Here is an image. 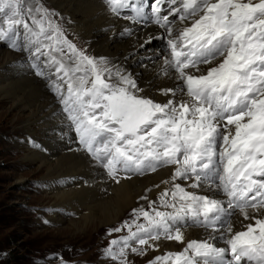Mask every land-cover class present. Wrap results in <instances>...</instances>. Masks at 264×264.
Returning a JSON list of instances; mask_svg holds the SVG:
<instances>
[{
  "label": "snow or ice",
  "instance_id": "snow-or-ice-1",
  "mask_svg": "<svg viewBox=\"0 0 264 264\" xmlns=\"http://www.w3.org/2000/svg\"><path fill=\"white\" fill-rule=\"evenodd\" d=\"M103 3L132 25L160 30L136 52L161 61L156 75L172 82L159 89L166 102L151 94L155 84L146 91L124 66L78 48L41 0H0V45L27 53L61 106L56 114L117 184L174 166L156 200L146 189L139 199L147 208L108 228L107 236L120 235L104 258L133 264L130 255L158 250L160 241L184 243L191 225L204 238L148 264H264V0ZM134 33L139 39L135 27L121 35Z\"/></svg>",
  "mask_w": 264,
  "mask_h": 264
},
{
  "label": "bare ground",
  "instance_id": "bare-ground-1",
  "mask_svg": "<svg viewBox=\"0 0 264 264\" xmlns=\"http://www.w3.org/2000/svg\"><path fill=\"white\" fill-rule=\"evenodd\" d=\"M41 2L45 7L59 13L53 19L64 23L76 36L88 42V49L92 50L89 55L106 56L124 66L128 72L133 73L139 87L146 91L149 90L150 82L155 84L156 87L151 88V94L157 102H166L167 98L160 94L159 89L172 86V82L156 75L161 61L145 60L148 56L145 50L136 52L149 33L156 34L160 31L157 26L132 25L128 20L112 15L103 0ZM44 2H48L49 6ZM129 27L139 29V39L135 33L131 36L121 35ZM65 32L66 35L70 34V31ZM72 41L78 48H83L82 41ZM157 43L159 42L147 47L154 49ZM126 57L128 58L125 59ZM6 102L10 104L8 108L0 109V123L13 117V110L17 112L11 120L14 127L12 135L3 133L2 136L6 139L20 134L7 150L21 153V167L38 163V170L43 171V196L49 198L44 204H49L46 205L48 221L57 224L67 220L65 226L52 230L42 229L43 236H59L76 231L80 232L75 238L78 241L85 236L81 233L93 235L98 228L112 223L118 225L133 207L145 205L146 202L139 197L146 194V189H151L147 195L152 200L159 191L169 186L161 182L170 178L174 166L159 168L156 172H147L144 175H132L131 179H121L118 184L109 178L76 144L73 132L67 126L68 122L63 115L56 114L60 112L61 106L48 82L36 76L30 68L27 53L0 45V106ZM156 185L160 187L156 188ZM68 212L76 213V219L65 217L64 214ZM236 230H241L239 224L236 225ZM183 231L184 243L160 241V247L154 253L162 255L165 251H180L187 240L202 239L205 236L203 229L191 226L183 228ZM78 246L84 248L88 243L83 242ZM217 246L224 245L218 242Z\"/></svg>",
  "mask_w": 264,
  "mask_h": 264
},
{
  "label": "rangeland",
  "instance_id": "rangeland-1",
  "mask_svg": "<svg viewBox=\"0 0 264 264\" xmlns=\"http://www.w3.org/2000/svg\"><path fill=\"white\" fill-rule=\"evenodd\" d=\"M44 3L49 6L48 2ZM62 25L67 29L66 31H70L67 35L70 40L82 41L84 43L82 49L86 50L87 54L92 52L88 49L87 41L76 36L64 23ZM9 104V102L3 103L0 109L8 108ZM16 112L13 110V117L0 123L2 129H0V137L3 133L10 134L13 131L11 120L14 119ZM19 136L20 134L17 133L6 139L2 136V141L0 139V264H60L61 259L68 264H115L110 259L104 258L102 249L107 247L110 239L120 235L117 233V235L112 234L114 237L106 235L107 228L118 226L117 223L98 228L93 235L81 233L85 236L78 241H75V238L80 232L76 233V231H72L71 235L43 236L42 229L52 230L65 226L67 220L57 224L48 221L46 205L49 204H44L49 198L43 196L42 189L45 187L43 171L38 170L39 166L36 162L21 167L20 163L23 159L21 153L7 150ZM156 198L157 196L152 200ZM144 206L147 208V204ZM64 216L76 219L77 214L68 212ZM45 220L48 223H45ZM83 242L88 243V246L84 248L78 246ZM156 255L158 254L153 250H149L144 256L130 255L129 259L133 264H148V261Z\"/></svg>",
  "mask_w": 264,
  "mask_h": 264
}]
</instances>
